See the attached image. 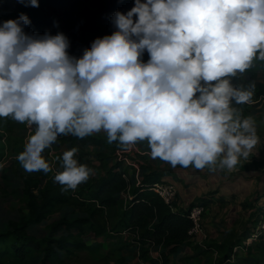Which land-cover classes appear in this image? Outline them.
Masks as SVG:
<instances>
[{
	"label": "clouds",
	"instance_id": "clouds-1",
	"mask_svg": "<svg viewBox=\"0 0 264 264\" xmlns=\"http://www.w3.org/2000/svg\"><path fill=\"white\" fill-rule=\"evenodd\" d=\"M30 23L23 12L0 22V117L34 129L17 156L26 171L52 170L42 153L59 135L102 130L123 151L146 140L152 158L182 168L231 170L256 147L254 118L233 106L255 84L230 77L264 61V0H135L80 56L65 33L26 32ZM76 152L54 175L65 190L92 171Z\"/></svg>",
	"mask_w": 264,
	"mask_h": 264
},
{
	"label": "rangeland",
	"instance_id": "rangeland-1",
	"mask_svg": "<svg viewBox=\"0 0 264 264\" xmlns=\"http://www.w3.org/2000/svg\"><path fill=\"white\" fill-rule=\"evenodd\" d=\"M104 2L106 0H85L88 6H95ZM123 2L130 9L134 6L135 0H123ZM23 4L21 0H10L7 9L1 12V15L14 17ZM143 59L145 61L148 59L146 51ZM230 80L234 86L244 88H247L250 83H264V65L252 62L249 69L244 73H237L236 76L230 77ZM259 99L260 102L258 103L250 101L249 108H241L239 114L243 117L252 116L254 118L257 136L262 146L264 145V96ZM33 133L34 129H30L26 123L13 120L11 117H0V164H3V167L0 168V233L9 229L11 221L19 219L21 211L26 206L24 178L30 172L23 168L17 156L24 150L28 138ZM73 147L77 148L75 158L78 162L87 165L92 170L89 178L79 184L77 188L67 190H65L64 185L55 181L58 189L63 191L73 203L63 207L47 220L30 225L29 233L39 239L69 235V241L74 246L73 252L64 253L61 260H54L53 264H162L161 254L165 249L161 245L142 244L133 230L123 229L121 232L113 230L118 217L117 214H114V209L105 208L103 212L99 209L98 213L94 215V208H98V206L91 202L93 198L86 190L89 185L94 184V179L103 176L107 169L117 162H121L120 168L126 172V176L132 184H137L138 179L142 177V172L149 170H161L165 167L166 171L177 169L179 172L186 173L192 167L182 168L180 165L173 167L160 158H152L146 140L138 141L131 151L115 149L113 143L107 141L106 132L102 130L85 136L84 139L71 134L59 135L50 148L44 149L42 154L50 164L52 169L50 174L53 179L54 175L63 168V152ZM246 159L242 157L241 160L243 161H240L230 172L225 171L226 168L218 169L226 174H235L248 168L264 170L262 169L264 168V155L259 158L252 155L248 158L249 161ZM144 167L145 169H143ZM216 169L210 170L208 168L210 171ZM263 196L264 186L258 190V197L253 200H260ZM116 197L124 204L130 200L127 193L119 194ZM263 202L264 198L261 204ZM221 205L223 208L226 207L224 202ZM209 213L210 211L206 213L205 219ZM261 213L262 215H259L258 211L248 213L244 209H232L231 206L224 210L220 209L217 211V217L221 215L220 221H217L218 218H215V215L213 221L209 223V225L212 224L211 226H208L206 221L204 222L206 237L192 240V242L181 246L170 259V264H219V253L211 246L226 237H241V241L246 240L243 248L234 247L233 252L235 254L232 258V264H264V244L263 246L259 244L264 238V226L262 225L264 208ZM62 218L68 220L90 218L95 227H97L96 225L105 226L103 228L105 232L99 239L94 238L91 235L90 223L85 225V232L80 234L75 230L71 232L64 227L52 228V224ZM212 227L214 228L213 232L211 231ZM252 227L253 229H251ZM249 245L252 253H249L246 247ZM144 251H147L145 257H143ZM42 256L41 252L31 255L27 258L26 264H41Z\"/></svg>",
	"mask_w": 264,
	"mask_h": 264
},
{
	"label": "trees",
	"instance_id": "trees-1",
	"mask_svg": "<svg viewBox=\"0 0 264 264\" xmlns=\"http://www.w3.org/2000/svg\"><path fill=\"white\" fill-rule=\"evenodd\" d=\"M9 1L0 0V22L16 18L21 12L26 13L31 21L25 26L26 32L41 34L45 31L53 34L58 31L63 32L70 40L71 46L68 51L76 56L82 55L84 48L90 47L91 41L97 36L111 34L115 30L111 23V17L115 11L129 10L123 0H106L95 6H88L85 0H39L38 7L23 4L14 17H6L1 15V12L7 9ZM253 62L264 65V61L259 59H254ZM261 96H264V83L255 84L251 102H260ZM233 106L240 110L249 108V103L235 104L234 102ZM112 143L115 149L122 150L118 141ZM120 167L121 162H117L109 167L103 176L94 179V184L88 186L86 191L93 198L91 202L98 206L94 208V215L99 209L101 212L105 208L114 209V214L118 217L113 230L117 232L123 229L133 230L142 244L161 245L165 249L161 254L162 264H170V259L176 251L184 244L192 242L189 234L193 225L189 217L190 205L186 208L176 205V209H173L152 189L155 182L162 181L163 170L142 172L138 183L132 184L126 172ZM24 183L26 206L21 211L19 219L11 221L9 229L0 233V264H26L29 256L39 252L43 255L41 264H53L54 260H61L64 253L73 252L74 246L69 241V235L39 239L32 236L28 228L32 224L47 220L73 202L58 189L50 172L45 173L43 170L30 172L25 176ZM124 193H127L130 198L125 204L116 197ZM195 201H201L206 206L209 202L207 196ZM263 208H260L259 215L262 214ZM88 223H90L91 235L99 239L105 232L103 229L105 226L96 225L95 227L90 218L73 220L62 218L54 222L52 228L64 227L80 234L85 232V225ZM240 238L226 237L211 246L219 253V264H232L234 247L243 248L245 244ZM263 241L259 242L260 246H263ZM246 247L249 253H252L250 245ZM146 252H143V257L146 256Z\"/></svg>",
	"mask_w": 264,
	"mask_h": 264
},
{
	"label": "crops",
	"instance_id": "crops-1",
	"mask_svg": "<svg viewBox=\"0 0 264 264\" xmlns=\"http://www.w3.org/2000/svg\"><path fill=\"white\" fill-rule=\"evenodd\" d=\"M252 155L256 158L264 155V145L261 146L260 141H258L247 159L245 158L246 161H249L248 158ZM248 169L238 171L235 174H226L218 168L215 171H210L207 167L204 169L191 168V170L184 173L179 172L177 169L166 171L165 167H163L161 169L164 170L161 180L177 182L179 184V207H185L190 202L207 196L209 200L207 207L210 213L209 216L207 215L208 217H206L205 221L208 223V226H211L212 224L209 225V223L213 221L212 219L215 215V218H218L217 221H220L221 215L217 217V211L220 209L224 210L231 206L232 209L238 208L239 210L244 209L248 213H255L256 211L259 213L260 208L264 207V202L261 204L264 196L260 200H253L255 197H258V190L264 186V172H262L264 170ZM225 171L230 172L228 169ZM223 202L226 205L224 208L221 205ZM252 226H255V224H252ZM211 231H214L213 227ZM211 237H213V234H211ZM245 241L243 240V243H246ZM249 241L251 242L252 240Z\"/></svg>",
	"mask_w": 264,
	"mask_h": 264
},
{
	"label": "built area",
	"instance_id": "built-area-1",
	"mask_svg": "<svg viewBox=\"0 0 264 264\" xmlns=\"http://www.w3.org/2000/svg\"><path fill=\"white\" fill-rule=\"evenodd\" d=\"M152 189L158 193L173 209H176V205L178 207V183L162 180L155 182ZM188 206L189 217L193 222V225L189 230L190 238L193 241L203 239L207 235L204 228V222L206 213L208 212V207L201 201H192L184 208ZM262 225L264 226V221Z\"/></svg>",
	"mask_w": 264,
	"mask_h": 264
}]
</instances>
